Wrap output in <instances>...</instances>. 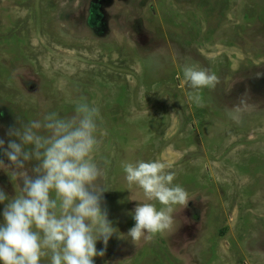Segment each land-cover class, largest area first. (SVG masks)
Here are the masks:
<instances>
[{
    "label": "rangeland",
    "instance_id": "rangeland-1",
    "mask_svg": "<svg viewBox=\"0 0 264 264\" xmlns=\"http://www.w3.org/2000/svg\"><path fill=\"white\" fill-rule=\"evenodd\" d=\"M185 63L220 78L214 90L202 91L203 106L188 101ZM258 73L264 74V0H0L5 148L9 139L19 143L9 128L53 111L71 116L80 97L100 111L95 158L101 166L110 161L101 183L118 235L94 264H264V75ZM245 94L250 106L233 120L228 111ZM0 159L9 164L3 150ZM125 160L163 162L189 194L186 207L174 206L172 229L151 241L127 237L135 224L129 213L154 201L126 181ZM14 185L0 169L9 198Z\"/></svg>",
    "mask_w": 264,
    "mask_h": 264
},
{
    "label": "clouds",
    "instance_id": "clouds-1",
    "mask_svg": "<svg viewBox=\"0 0 264 264\" xmlns=\"http://www.w3.org/2000/svg\"><path fill=\"white\" fill-rule=\"evenodd\" d=\"M182 71L191 89L188 101L203 106L202 91L214 90L220 78L195 63H185ZM249 106L245 94L228 115L239 121ZM99 118L98 107L80 97L71 116L48 112L42 120L8 129L7 135L19 143L9 139L5 148L0 139V150L9 161L6 165L0 159V169L15 182L16 189L12 198L0 189V204L5 205L0 264H40L46 256L50 264H94L95 257H104L118 229L108 219L103 199L108 190L101 183L110 161L104 158L101 166L95 158L102 146ZM33 160L35 167L26 168ZM121 168L126 181L138 185L146 199L154 201L138 203L129 213L135 224L127 237L135 244L170 231L175 223L174 206L186 207L190 201L186 189L174 183L175 173L159 160H125ZM97 241L103 242L102 249H97Z\"/></svg>",
    "mask_w": 264,
    "mask_h": 264
}]
</instances>
